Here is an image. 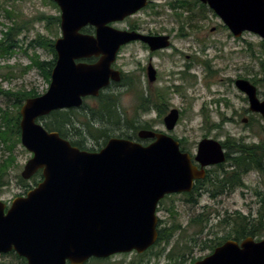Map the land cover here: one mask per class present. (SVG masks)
I'll use <instances>...</instances> for the list:
<instances>
[{
  "label": "water",
  "instance_id": "obj_1",
  "mask_svg": "<svg viewBox=\"0 0 264 264\" xmlns=\"http://www.w3.org/2000/svg\"><path fill=\"white\" fill-rule=\"evenodd\" d=\"M61 11L62 35L54 44L57 62L46 93L29 98L21 108V142L33 154L22 177L40 170L43 181L26 197H18L7 214L0 201V254L15 250L28 264H83L91 257L118 253H144L158 240L159 201L167 194L190 191L195 178L205 177L174 138L141 130L149 145L114 137L99 152L81 150L49 132L37 120L54 111L80 108L84 99L97 97L111 81H120L112 65L123 45L136 40L152 50L170 46L168 36H144L119 30L123 21L149 4V0H53ZM221 18L231 33L252 32L264 40V0H199ZM96 28V36L82 33ZM100 57L95 64L78 59ZM150 73L152 69L150 68ZM236 88L249 102V110L264 118V99L248 79ZM180 119L172 109L165 117L169 130ZM246 123L247 119H243ZM221 142L200 141L196 161L203 167L226 162ZM196 264H264V239L229 240Z\"/></svg>",
  "mask_w": 264,
  "mask_h": 264
},
{
  "label": "rangeland",
  "instance_id": "obj_2",
  "mask_svg": "<svg viewBox=\"0 0 264 264\" xmlns=\"http://www.w3.org/2000/svg\"><path fill=\"white\" fill-rule=\"evenodd\" d=\"M153 1L158 6L157 8L152 9L150 7L130 19V21L143 22L140 19L148 21L151 18L150 16H153V10H157L161 12V15L159 18L155 16L157 24L151 25V27L155 29L160 26V29L166 28V30L178 34L179 28L183 24L181 22L184 21L181 18L180 22V17L187 16V13L172 9L169 4L175 0ZM184 1L188 3L194 2V0ZM7 11L12 12V18L7 16ZM43 15L56 17L61 15V11L55 8L49 0H0V39H4V32L8 30V27L13 26L15 22L26 24L14 36L12 55L0 53V107L14 114L20 112L22 106L25 104L26 99H28L24 97L26 94L36 92L40 96L46 93L49 87L39 68L32 66L31 57H36L39 61L49 62L52 59V54L48 49L38 46L35 42L39 35L44 36L46 40L55 41L61 36L62 32L60 24L51 23L48 25L47 20L38 19ZM203 16L206 18L203 20L202 29L199 31V45L194 44L193 38L180 39L176 36L174 44H176L178 49H183V55L166 53L164 58L155 59L161 68L165 70L164 73L168 75V79L172 77L170 79L172 90L170 89L168 95L170 106L178 110L183 109L181 119H179L180 121H178L179 123L175 128L176 134H186L191 144L200 141L205 134L221 142L226 141L228 137L236 140L243 139L247 142L263 139L264 131L262 130V126H264V118L249 111V102L246 96L236 88L233 82L242 78L249 80L257 74H259V78L263 76L264 51L262 52V42L264 40L252 32H244L241 37L236 38L213 10L206 8L203 11ZM159 21L166 24H160L158 23ZM183 25L186 26V23ZM115 28L118 27L116 26ZM187 28L190 27L188 26ZM253 52L256 53L257 57L252 55ZM187 55L190 56V59L186 58ZM146 56V53L139 46L134 45L124 50L122 58H127L130 61L125 70H135L137 62H141V66H146ZM194 57L202 62L208 61L210 68L215 71L210 76L208 68L205 65L194 68L191 72L195 71L197 74L198 82L196 89L190 87L187 80H181L178 74H176V72L184 70V65L192 61ZM174 85L184 86L181 93H177L173 89ZM257 87L260 97L264 99V87ZM137 90L141 91L144 89L140 88L129 91L126 88L113 86L108 91H104V93L114 94L117 97V105L123 119L126 118L125 121H133L136 123V126H142L146 125L145 121L156 119V115L155 113H149V111L139 112L136 110L138 105L141 104ZM5 92L10 93V95L5 94ZM222 99H228L229 105L227 106L224 101L221 104H217L215 101ZM89 108L97 110L99 108V100L87 98L82 108L73 110L75 111L73 119H89L87 115ZM203 110L208 113L210 117L209 122L206 120ZM251 116H254L253 120L250 119ZM47 117L39 118L38 122L44 126L45 122H49ZM224 118H230L233 121L223 123L221 128H212L211 125L213 123L220 124ZM243 119H247V122L244 123ZM76 122L77 126H81L78 121ZM100 126L108 127L106 123L101 121L96 123V127ZM121 128H124L127 135H132L134 138L137 137L136 134L134 135L135 132L127 129L126 126ZM69 130L70 132L72 131L71 128ZM120 133L121 130L117 129L113 137H117L116 135H120ZM81 137L86 146L90 149H96V152L105 146L102 139L94 140L86 133ZM74 139L77 140V136ZM13 143L15 144L16 165L5 176L4 180L6 184L2 186L3 190L0 193V199L10 203V205L13 200L21 196L25 191H30L36 185L34 178L29 180L22 177V172L33 155L17 139L14 138ZM8 156L9 152L4 150L3 146H0V161L6 159ZM224 164L228 166V162ZM21 178L26 181L25 184L20 182ZM36 179L37 182L40 181V177ZM245 182L247 187H239L233 193L223 196L218 201H210L204 197L200 201L199 207L209 206L208 210L214 211V213L206 226H201V228L200 226L196 228L192 227L188 235L194 236L193 239L199 242L210 239L216 240L217 237L227 235L229 228L220 227V220L217 218L219 217L218 212L225 215L223 212L227 211L231 213V217H234L237 211L250 215L251 212L256 214L261 209L264 213V204H260L259 198L256 197V190H261L264 193V174L262 176L253 172L245 177ZM172 204V199L166 200L162 204L163 211L160 213V216L164 220L165 226L179 223L185 226L189 219L200 211V209H196L187 213L186 206L178 203L175 206L178 210H181L180 215L174 216L175 212H172L171 215L168 211L172 207ZM220 217L222 218L223 216L220 215ZM233 224L231 220L230 226L232 227ZM259 238L264 239V229ZM177 240V237H174L171 240V245L176 244ZM163 244L154 249V252H159L163 248ZM149 257V255H146L145 259L148 260ZM134 258L132 254L114 255L105 264H127L130 260H134ZM151 260L153 263H165L163 259L158 260V257Z\"/></svg>",
  "mask_w": 264,
  "mask_h": 264
},
{
  "label": "flooded vegetation",
  "instance_id": "obj_3",
  "mask_svg": "<svg viewBox=\"0 0 264 264\" xmlns=\"http://www.w3.org/2000/svg\"><path fill=\"white\" fill-rule=\"evenodd\" d=\"M154 3L155 2L153 0H149V4L147 7L139 10L134 15L126 17L123 21L111 23L110 25L111 26L116 25L118 29L120 30L136 32L144 36H168L170 37V46L164 49L152 50L150 45L147 42L140 40V39L130 42L126 45H123L118 53L116 62L112 66L113 69L120 72L121 79L119 82L111 81L110 85L107 88L103 89L101 93H104V91H108V89H111L113 86H116L119 88H126L127 90H130L131 88L144 89L141 91L137 90L138 91L137 93L139 94V96H141V93H144V96L148 98V103L150 105L149 113H155L156 115V119L145 121L146 124H148L149 126V128L145 130L153 131L157 134H165V135H168L174 138L176 141L179 142L181 152L189 154V156L191 157L192 164L196 166L197 169L199 170H205L206 174H205V177L195 178L193 180L190 191H183V192L167 194L165 195L163 199L159 201L157 205V209H156V214L158 217V225H157L158 240L152 247H150L147 251L141 254L136 251H132L128 253H118L115 255H122V254L134 255L135 257L134 260H130L127 264H160L158 262L153 263L151 260V259H156L157 257H158V260L163 259L165 262L164 264H196L198 262L205 260L209 256H211L216 251V249L222 247L229 240L236 241L234 239V233H233L234 228L233 226L232 227L230 226L231 218H232L230 216L231 213H228L227 211L223 212L225 215L219 214V212L217 213L219 216L217 218L220 220L219 221L220 227L229 228L227 235L223 237H217L216 240L210 239L204 242H199L198 240L193 239L194 236L188 235L192 227L196 228L200 226L201 228V225L198 222L199 220L198 218H200L201 216H205V215L211 217L214 213V211L208 210L209 206H204L201 208L199 207V203L204 197L208 198L210 201H218L223 196L230 195L231 193H233V191H231L229 187L224 188V187H219L217 185H213V178L208 177L209 173L216 171L217 169H220L222 164L203 167L201 163L196 161V155L198 153V146H199L200 141L205 138H210V136L205 134L200 141L191 144L186 134L184 135L176 134L175 128L179 122L177 123V125L175 126L173 130H169L167 128L166 123H165V117L170 113L172 109H176L170 106V102L168 99L169 91L170 89L172 90L171 85H170V79L172 77L168 79V75H165L164 73L165 70L161 68V66L157 63V61H155V59L160 58V57L164 58L166 53L183 55V52H182L183 49H178L176 47V44H174V39H176V36L179 37L180 39L181 38L182 39L193 38L194 44L199 45V41H200L199 31L202 29L203 20L206 18L203 16V11L206 10V8L210 9V7L207 4L200 2L199 0L197 1L194 0V2L192 3L191 2L188 3L184 0H175L172 3H170V4L178 5L181 7H183L181 3L182 4L187 3L185 4L187 7H183V9H179V8L173 9L172 8L175 11H182V12L187 13V16H184V17L181 16L180 20L178 19L181 22V18H183L184 21L181 23L183 24L186 23V26L180 23L182 26H180L178 34H174L166 30V28L160 29V26L158 28L156 27L155 29L151 27V25L157 24L155 22L157 19L156 17L159 18L161 15V12L157 10H153L152 12L153 16H150L151 18H149L148 21L141 20V19L140 21H143V22H138V21L131 22L130 21V19H132L133 17H136L141 12L147 10L150 7H152V9L157 8L158 6H156ZM184 8H187V9L185 10ZM158 23L166 24L165 22H162V21H159ZM188 26L190 28H187ZM82 32L85 34L96 36V28L93 26L85 27L84 29H82ZM134 45L139 46L146 53L147 55L146 56L147 61L145 64L146 66H141V62H137V67L135 70L126 71L125 68L130 64L129 63L130 61L127 58H122V52ZM169 57H174V56H169ZM186 58L190 59V56L187 55ZM99 59L100 57L92 56L90 58L78 59L76 60V62L77 63L84 62V63L92 65V64L97 63ZM56 62H57V54H56L55 64ZM202 65H205V67L208 68V73L210 76L212 72H215L214 70L210 68L208 61L202 62V61H199L196 57H194L192 61H190L189 63L187 62L184 65V70H181L180 72H176V74H178L181 80H187V82H189L190 87L196 89L197 82H198L197 74L195 71L194 72H191V71H193V69L196 68L197 66H202ZM150 68L152 69V73H150ZM130 78H132V80ZM183 87H184L183 85H174L173 89L177 93H181V90L183 89ZM89 98H95L98 100L99 96L89 97ZM179 111H180V119H181L183 109L181 108V110ZM226 119H227L226 122L233 121L230 118H226ZM143 129L144 128L139 129L137 131V137L131 140L142 143L143 145H149L157 140V138H149L147 140L140 138L139 132ZM84 144H85V147L84 149H81V150H86V148H88L85 142ZM41 175H42V172H41ZM42 180H43V176H42ZM41 181H39L37 185H39ZM2 190H3V187H0V193ZM28 192L29 191H25V193H23L19 197H26ZM171 199L173 201V204H172V207H170L168 210L171 215H172V212H175L174 216L180 215L181 210H178L177 207L175 206L178 203H180L183 206H186L185 208H186L187 213L194 211L196 209H200V211L197 212L196 215L192 216L185 226H183L181 223L171 225V226H165V222L160 216V213L163 211L162 204L164 201L171 200ZM0 200L3 201L2 199ZM175 200L177 201L175 202ZM3 202H5L6 204V208L4 212L5 214H7L10 208V203L6 201H3ZM220 215H222L223 217L221 218ZM178 216H177V219H178ZM195 220L197 221L196 223H195ZM222 223L224 224L222 225ZM173 230H176V231H173ZM165 231H169L171 232V234L173 232L172 237L169 238L170 240L166 239L165 241H159L161 234L164 233ZM174 237H177L178 240L176 244L171 245L172 243L171 240ZM238 242L241 243L242 241H238ZM162 244H163V248L162 249L160 248L161 250L157 252L158 253L157 255L156 252H154V249L158 248ZM151 254H153V256H151ZM146 255L150 256L148 260L145 259ZM113 256L114 255L107 257V258L94 256V257L87 259L83 264H105V262H108V259L112 258ZM0 264H28V260L20 256L15 250H13L11 252L0 254ZM66 264H72V262L70 260H67Z\"/></svg>",
  "mask_w": 264,
  "mask_h": 264
},
{
  "label": "trees",
  "instance_id": "obj_4",
  "mask_svg": "<svg viewBox=\"0 0 264 264\" xmlns=\"http://www.w3.org/2000/svg\"><path fill=\"white\" fill-rule=\"evenodd\" d=\"M50 3L57 9L59 7L53 0H49ZM197 1V0H196ZM185 4L181 3L183 7H187ZM173 9H183V7L178 5L170 4ZM185 10L187 8H184ZM182 12V11H181ZM12 12L7 11V16L12 18ZM39 20L45 19L48 22V25L57 23L58 25L61 22V16H42L38 18ZM25 23L15 22V24L11 27H8V30L4 32V39H0V53L3 55H12L13 51V41L14 36L18 33L22 28L25 27ZM38 46L44 47L49 50L52 54V59L49 62L39 61L36 57H31L32 66H36L39 68L41 74L46 79L48 84L51 82V73L56 61V51L54 49V40H46L44 36L39 35L38 39L35 42ZM264 51V41L262 42V52ZM261 52V53H262ZM27 54V52H25ZM253 56H256V53H252ZM31 66V67H32ZM215 72H212L213 74ZM11 75V74H10ZM8 76V75H6ZM132 80V78H130ZM256 86L264 87V74L260 76L257 74L255 77L249 79ZM131 88L129 91H132ZM5 94L10 95V93L5 92ZM264 95V91H263ZM38 94L36 92H31L26 94L24 97L31 98L36 97ZM141 99V104L138 105L137 111L139 112H148L149 111V103L148 98L144 96V93H141L139 97ZM247 99V98H246ZM99 100V108L97 110L89 108L87 115L89 119H73V115L75 111L73 110H59L52 112L47 119L49 122H45L44 127L50 132H58L61 137L68 139L73 146H77L80 149H84L85 144L84 140L81 136L85 133L93 138L94 140H104V144L108 142L110 138L114 135V132H117V129L121 130L120 135H116L120 138L133 139L132 135H127L124 128L121 127L126 126L127 129L132 130L134 135H137V131L141 128L148 129V124L142 126H136V123L131 121H125L123 119L122 113L119 110L117 105V97L114 94H106L101 93L98 98ZM217 104H221L222 101L228 106V99L215 100ZM248 111V110H247ZM91 114V117H90ZM107 114V116H105ZM203 114L205 115L206 120L209 122L210 117L205 110H203ZM250 119H254V116H251ZM20 120L21 114L18 112L14 114L9 112L8 110H4L0 107V146H3V149L9 152V156L6 159L0 161V186H4L6 184L4 178L8 175L10 169L16 165V157L14 154L15 144L13 143V139H17L18 142H21V128H20ZM47 121V120H46ZM80 123L81 126H77V122ZM104 122L108 125V127L100 126L96 127V123ZM227 119H223L220 124L213 123L212 128H221L222 124L226 122ZM103 125V123H101ZM71 128V132L69 130ZM81 128V129H79ZM262 130L264 131V126H262ZM75 136H77V140H75ZM223 147L227 150L226 157L228 162V166L225 164L221 165V168L218 171H213L208 174V177L213 178V185H217L219 187L230 188L231 191L238 189L239 187H247L245 182V177L253 172H256L263 176L264 174V138L247 142L243 139L236 140L234 138L228 137L226 141L222 142ZM88 151L94 152L96 149L86 148ZM40 177V181L42 180L41 173L35 175L34 181L35 186H37V179ZM20 182L25 184L26 181L22 178ZM31 188V187H29ZM32 189V188H31ZM256 197L259 198V203L264 204V193L261 190H256ZM199 224L202 227L207 225V222L210 220V216H201L198 218ZM233 221L234 228V239L236 241H242L247 237H253L257 240L259 236L262 234V230L264 229V213L260 209L258 213L253 214L251 212L250 215L243 214L240 211H237L236 215L231 218ZM227 221V220H226ZM197 221L195 220V223ZM174 231V230H173ZM173 232L165 231L161 234L159 241H165L171 238ZM170 240V239H169ZM158 255V253H156ZM156 255V256H157Z\"/></svg>",
  "mask_w": 264,
  "mask_h": 264
}]
</instances>
